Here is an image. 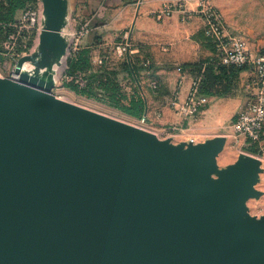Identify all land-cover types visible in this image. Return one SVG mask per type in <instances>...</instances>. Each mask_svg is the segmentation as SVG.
<instances>
[{"label":"water","instance_id":"water-1","mask_svg":"<svg viewBox=\"0 0 264 264\" xmlns=\"http://www.w3.org/2000/svg\"><path fill=\"white\" fill-rule=\"evenodd\" d=\"M41 1L37 50L0 80V264H264V220L240 217L255 168L238 164L226 199L208 200L218 147L56 101L69 3Z\"/></svg>","mask_w":264,"mask_h":264},{"label":"crops","instance_id":"crops-1","mask_svg":"<svg viewBox=\"0 0 264 264\" xmlns=\"http://www.w3.org/2000/svg\"><path fill=\"white\" fill-rule=\"evenodd\" d=\"M210 1L222 14L226 32L244 40L253 57L264 55V0ZM68 3L69 26L64 29V35L70 28L79 29L85 20L91 19L94 23L96 17L103 15L104 18L103 24H95L93 29L101 37H95L96 40L92 33L82 38L69 58L88 49L92 72L104 67L105 71L114 73V78L126 94L127 103L135 97L144 101L151 119L148 127L159 139L187 151L191 138L195 139L197 152L199 149L219 147L213 169H222L219 161L223 155L228 160L232 154H237V160L233 164L228 160L223 168L233 169L241 162L238 155L245 153L248 147L259 150L257 153H264V137L260 144L249 146L243 139L236 142L232 128L236 117L251 98L252 71H242L233 78L225 77L231 82L228 88H224L227 82L216 66L197 68L211 60L220 64L216 45L205 34V22L197 13V0H68ZM167 8L174 11L164 15L162 20L158 19V13ZM181 8L192 12V18L185 21ZM71 19L76 20L71 23ZM127 36L138 50L131 59L138 77L134 75L132 62L115 50ZM33 51L28 48V55ZM126 63L130 65H127L128 68ZM179 68H183L184 72H179ZM206 69L211 76L208 103L196 116L185 117L171 106L172 98L178 93L180 102L184 103L194 79L206 73ZM65 74L64 83L76 79L81 80V86L85 85V74L79 73L75 78L68 76L67 71ZM173 126L182 129L166 135L164 130Z\"/></svg>","mask_w":264,"mask_h":264},{"label":"rangeland","instance_id":"rangeland-1","mask_svg":"<svg viewBox=\"0 0 264 264\" xmlns=\"http://www.w3.org/2000/svg\"><path fill=\"white\" fill-rule=\"evenodd\" d=\"M9 0H0V80L14 78V68L17 61L23 57L28 55V48L30 50H37L38 47V38L36 32L34 30L29 31L28 34V21L25 19V14L28 13V10L35 9L39 10L43 5L41 0L26 1L25 6L22 9L17 10L16 16L10 22L2 21L4 16L7 15L6 8L9 4ZM11 1V0H10ZM104 18L101 15V18H97L94 20L92 25V30L89 34H93V37H101L98 32H94L95 24L100 26L103 24ZM28 35L30 39L28 40ZM98 40L97 38H95ZM35 41V43H34ZM132 46V45H131ZM133 49H136L132 46ZM33 51V52H34ZM137 55V53H136ZM68 58L62 63L60 67H56V88L53 91V97L59 103L68 105L70 107L76 108L78 110L84 111L91 115L103 118L105 120L114 122L116 124L145 132L147 134H153L152 130L149 129L148 124H144L141 121V118H134L126 115L120 110H117L113 107L108 106L107 104L100 102L96 99L88 98L86 96L75 95L68 90L65 85L70 83L71 80H68L67 83H64L65 73L67 71ZM126 59V58H125ZM25 68L32 69L33 67L29 64H26ZM72 78V76H70ZM234 132V131H233ZM235 134V133H234ZM236 142L240 141L235 138ZM219 148V147H218ZM249 149L245 150V153H240L238 157H240L241 162L237 163L233 166V169L226 168L223 169L224 166L228 163H234L237 160V154L233 155L232 158H225L223 155L220 158L219 164L222 169L214 168L212 173L209 176V179L213 182H218V190L211 195H208L207 199H216L220 202H223L227 195H225L224 187H220L224 184L222 181L230 179L233 171L239 169L238 164L252 165L255 170L249 176L248 181L246 182L245 190L246 195H244V199L242 201V213L240 215L243 221H251V220H264V153H257L258 151H251ZM216 160H214V163ZM249 173V169L246 170ZM216 185V186H217Z\"/></svg>","mask_w":264,"mask_h":264},{"label":"built area","instance_id":"built-area-1","mask_svg":"<svg viewBox=\"0 0 264 264\" xmlns=\"http://www.w3.org/2000/svg\"><path fill=\"white\" fill-rule=\"evenodd\" d=\"M198 1V15L205 22V34L213 40L216 45L219 62L225 67H236L250 70L253 73L251 98L248 101L246 108L238 114L232 124L235 138L243 139L249 146H255L261 143L264 137V55L253 57L247 48L244 40L238 37L229 35L224 27V20L220 11L215 8L210 0ZM174 9L167 8L163 12L158 13L157 18L162 20L164 15H169ZM183 19L189 20L193 13L186 8H181ZM25 19L28 21V29L34 30L39 37L43 28V12L30 9L25 14ZM76 19H71V23ZM69 26V23L67 24ZM93 20H85L79 29H69L64 35L70 44L68 56L75 53L76 44L82 38L89 35L92 30ZM118 54L131 61L132 57L138 53V50L133 49L128 36L122 44L116 46ZM183 73V68L178 69ZM81 80L76 82L80 83ZM203 75H199L193 81L192 88L184 103L180 102L178 93L172 98L171 106L180 112L185 117L196 116L201 108L208 103V96L202 93ZM83 86V84H82ZM141 121L144 124L151 122L149 112L144 111ZM182 127L173 126L164 130L168 136L180 132ZM191 144H195V139H189Z\"/></svg>","mask_w":264,"mask_h":264},{"label":"trees","instance_id":"trees-1","mask_svg":"<svg viewBox=\"0 0 264 264\" xmlns=\"http://www.w3.org/2000/svg\"><path fill=\"white\" fill-rule=\"evenodd\" d=\"M35 1V0H11L6 8L7 15L4 16L2 21L10 22L17 14V10L22 9L25 6V2ZM90 51L88 49H83L80 52L76 53L75 57H70L68 61V70L67 75L76 77L78 74H85V85L81 86L79 83H76V79L67 83L65 87L76 93L77 95L86 96L88 98L96 99L100 102L107 104L110 107H113L117 110L122 111L126 115L134 118H141L145 111L144 101L139 97L132 98L129 103L126 100V94L124 93L122 87L118 81L114 78V73L104 70V67L101 68L98 72H92V66L90 63ZM132 62V61H131ZM208 64V65H206ZM128 63H126V68H128ZM134 75L138 77V71L135 69L133 62L131 63ZM206 66L207 69L213 66L218 68L220 74H223V77H235L238 73L245 71L246 69L236 68V67H225L214 60L207 61L197 66V68H202ZM130 69V68H129ZM206 73L203 74V83H202V93L206 96L210 95L209 92V82L211 81L209 76ZM130 73V72H129ZM132 75V73H131ZM213 75V74H212ZM224 88H228L231 82V79H226ZM251 151H257L252 148Z\"/></svg>","mask_w":264,"mask_h":264},{"label":"bare ground","instance_id":"bare-ground-1","mask_svg":"<svg viewBox=\"0 0 264 264\" xmlns=\"http://www.w3.org/2000/svg\"><path fill=\"white\" fill-rule=\"evenodd\" d=\"M60 68H62V67H60ZM55 101V100H54Z\"/></svg>","mask_w":264,"mask_h":264}]
</instances>
